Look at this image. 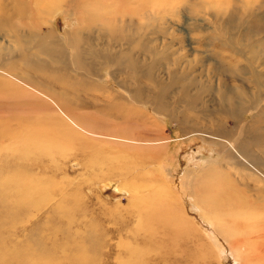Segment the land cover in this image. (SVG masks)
Here are the masks:
<instances>
[{"label":"rangeland","instance_id":"obj_1","mask_svg":"<svg viewBox=\"0 0 264 264\" xmlns=\"http://www.w3.org/2000/svg\"><path fill=\"white\" fill-rule=\"evenodd\" d=\"M76 1L0 0V264H264V0Z\"/></svg>","mask_w":264,"mask_h":264},{"label":"bare ground","instance_id":"obj_2","mask_svg":"<svg viewBox=\"0 0 264 264\" xmlns=\"http://www.w3.org/2000/svg\"><path fill=\"white\" fill-rule=\"evenodd\" d=\"M91 1V0H90ZM98 1H100V0H98ZM124 1H126V6H128V7H126V9H124V10H126L125 12H127L126 14L127 15H130L131 13H133L132 11L133 10H137L136 11V13L134 14L135 15V17L136 18H138V20L136 21L137 23L139 22H141L142 23V25L144 24V20H146L145 18H143V17H145V14L143 13L144 11H146L147 9H148V7L147 6H145V2L143 1V0H136V2H134V0H124ZM76 2H80V1H76V0H68V1H64V3H63V1H61L60 0V3L59 2H57V3H54L55 5H56V7L57 6H59V5H67L68 7H73L74 5H77V4H75ZM93 2H94V0H93ZM102 2H103V0H102ZM106 2V0H104V2L103 3H105ZM99 3V2H98ZM101 3V2H100ZM74 4V5H73ZM119 4V3H118ZM121 5V4H120ZM149 5H150V1H149ZM51 6V5H50ZM143 11V12H142ZM156 11L159 13V9H158V5H156V8H155V12L153 13L155 16H156ZM78 12V11H77ZM36 15H37V17L38 18H40V19H42L44 16H50V15H52V12L50 11V10H48V11H44V10H42V9H39L38 11H37V13H36ZM132 15V14H131ZM124 17H126L125 15H124ZM127 18V17H126ZM134 18L132 17L130 20H129V24L130 25H132V24H134V23H136V22H134V20H133ZM157 19V18H156ZM43 20V19H42ZM42 20H40V21H42ZM124 20V19H123ZM41 23V22H40ZM130 25H128V27L130 26ZM126 30H128V29H126ZM74 35V37H77L78 39H80V37H82V31L79 29V30H76V32L73 34ZM78 45H80V43H78ZM36 47V46H35ZM37 49H41V48H39V47H36ZM46 48L49 50L50 49V45H49V43H46ZM37 51V50H36ZM44 53H46L45 51H43ZM129 56V55H128ZM128 62H129V67L131 68L132 67V69L135 71L136 69H134V66L136 67L137 65H138V63H137V60H135L133 57H131L130 58V61L128 60ZM134 65V66H133ZM138 70V69H137ZM136 70V71H137ZM259 78H262V77H260L259 76ZM258 78V79H259ZM88 84H94V81H92V80H88ZM98 90H101L100 89V87H98ZM185 90H187L188 92H187V95H188V98H189V100H191L192 99V97L191 96H193V94H192V92H191V90H189L188 88H186ZM221 90V89H220ZM242 90V89H241ZM101 92H103L102 90H101ZM138 93H140V90H138L136 93H134V96L135 95H138ZM185 93V92H184ZM233 93H232V91H229L228 90V97H229V99L230 98H232V95ZM251 95V94H250ZM132 97L133 98V100L135 99V97ZM162 97V96H161ZM261 97V96H260ZM259 97V98H260ZM123 100H125L124 98H123ZM124 104H125V102H123ZM129 103H131V102H129ZM134 103V101L131 103V104H133ZM184 102L183 101H180L179 102V104L180 105H182ZM207 103V102H206ZM107 104V103H106ZM108 104H111V103H108ZM160 104V103H159ZM113 105V103L111 104V106ZM128 105V104H127ZM107 106V105H106ZM109 106V105H108ZM110 106V107H111ZM120 107H122L121 105H119ZM134 106V105H133ZM210 106L211 105H205V109L206 108H210ZM99 107V106H98ZM125 109H126V114H129V113H131V108L129 109V106H123ZM122 107V108H123ZM254 107V106H253ZM256 107V106H255ZM112 108H114V107H112ZM102 110L104 109V108H101ZM176 109H177V107H176ZM222 108L221 107H219V108H217V107H215V108H212V110H221ZM113 110V109H112ZM123 110V109H122ZM196 110V105H191V106H189L186 110H184V112H187L186 113V115H184L183 113H182V116H181V118L185 121L184 122V126H191V127H195V126H198V124H201V123H198L197 122V120L195 119V116L194 115H192V117H190V116H188V114L189 115H191L194 111ZM200 110V109H199ZM208 110V109H207ZM105 111V110H104ZM109 111V110H108ZM107 111V112H108ZM134 111V110H133ZM213 111V112H214ZM225 111V110H224ZM200 113H201V111H199ZM198 112V113H199ZM210 113H211V115L210 116H212L213 117V112L210 110L209 111ZM208 112V113H209ZM105 113V112H104ZM225 113V112H224ZM223 113V114H224ZM112 114V113H111ZM126 114H124V115H126ZM219 115H222V114H220V113H218ZM225 114H227L228 115V113L226 112ZM103 116V115H102ZM117 116V115H116ZM229 116L233 119H235V121L237 122V123H241L238 119H237V117H235L233 114L231 115V114H229ZM118 117V116H117ZM116 117V118H117ZM140 117H142V118H144L145 120H144V122L142 123L144 126H145V128H146V126H147V124H148V122H147V117H146V115H142L141 114V116ZM179 117V116H178ZM197 117V116H196ZM209 117V116H208ZM121 118V117H120ZM206 118V117H205ZM122 119V118H121ZM150 119V118H149ZM124 120V119H123ZM132 120H133V118H131V119H129L128 120V122L130 123V122H132ZM209 120V121H208ZM120 121V120H119ZM122 121V120H121ZM158 121V120H157ZM207 121L208 122H211L210 121V119H207ZM254 122H256V123H258L257 122V120H254ZM215 123V122H214ZM218 123V124H217ZM217 123H215L217 126H219V127H223V125L221 124V123H219V122H217ZM210 124V123H209ZM75 127H78V125L77 124H73ZM211 125V124H210ZM241 125H243V122L241 123ZM251 127V131L249 132V135H248V133H247V126H245L244 127V130H245V137H244V139L242 140V141H246V144L245 145H242L241 146V139L239 140L238 138L239 137H241V136H243L244 134H243V132L241 131L240 132V134H237L236 132L235 133H233L232 134V136L230 137V138H228L229 139V141H227L225 138H227V137H220V136H218L217 134V136L216 135H209L207 132H206V134H201V136H204V138H207L208 140H213V141H215L216 142V144L218 145V146H221V147H224V145H223V143L224 142H226V144H225V146H227V148H228V150L231 152V155H232V158L234 159V160H236L237 159V161H235V163H236V165H238V166H240V170L242 171V172H247L246 174L248 175L249 174V169H250V166H252V167H254L253 168V172L251 173V174H249V175H254V176H256V174H258L259 176H263L262 178H264V164L262 163V161H256V159H258L257 157H256V155H254V151H256V150H262L260 153L262 154H264V146H260V144H261V142H262V140H261V138L263 137V135H262V137H260L259 139H258V134H259V132L255 129V125H253V126H250ZM186 128V127H185ZM120 129H122V128H120ZM119 130V129H118ZM117 131V130H116ZM123 131H121V133H122ZM222 132L224 133V131L222 130ZM260 132L262 133V130H260ZM119 133V132H118ZM243 134V135H242ZM249 136H251V137H249ZM97 137H103V138H106L107 140H110V141H119V142H121V143H125V144H128V145H133L131 142H130V140L126 143L125 141H123V139L124 138H121V137H118V136H115V137H113L112 139H111V137L110 136H103V135H97ZM234 137L236 138V140H235V144L234 145H232V141L234 140ZM224 138V139H223ZM232 138H233V140H232ZM218 141V142H217ZM118 143V142H117ZM218 152V151H217ZM249 153H253V157H250L249 156ZM235 167V166H234ZM238 168V167H237ZM255 178V177H254ZM253 178V179H254ZM264 229V228H263ZM262 229V230H263ZM264 245V244H263ZM258 246V245H257ZM260 247V246H259ZM261 248H263V247H260V249ZM262 250V252L264 253V248L263 249H261ZM262 253V254H263Z\"/></svg>","mask_w":264,"mask_h":264}]
</instances>
